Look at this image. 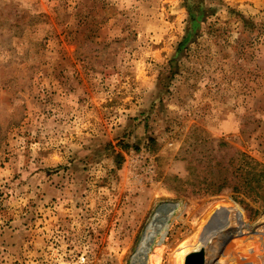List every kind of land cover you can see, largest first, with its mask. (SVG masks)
I'll use <instances>...</instances> for the list:
<instances>
[{
	"label": "rangeland",
	"instance_id": "obj_1",
	"mask_svg": "<svg viewBox=\"0 0 264 264\" xmlns=\"http://www.w3.org/2000/svg\"><path fill=\"white\" fill-rule=\"evenodd\" d=\"M239 152L264 166V0H0V264H141L156 216L144 264H264Z\"/></svg>",
	"mask_w": 264,
	"mask_h": 264
},
{
	"label": "trees",
	"instance_id": "obj_2",
	"mask_svg": "<svg viewBox=\"0 0 264 264\" xmlns=\"http://www.w3.org/2000/svg\"><path fill=\"white\" fill-rule=\"evenodd\" d=\"M184 47H186L185 42L179 45V51ZM234 162L235 182L231 186L233 192L237 195H246V192H249L262 198L264 195V166L244 152L237 153ZM216 169L219 174L215 185H219L218 191L216 192L219 193L228 187V180L225 176L226 169L221 163L216 165Z\"/></svg>",
	"mask_w": 264,
	"mask_h": 264
},
{
	"label": "bare ground",
	"instance_id": "obj_3",
	"mask_svg": "<svg viewBox=\"0 0 264 264\" xmlns=\"http://www.w3.org/2000/svg\"><path fill=\"white\" fill-rule=\"evenodd\" d=\"M226 210L223 209L222 212H225ZM231 214L233 216V210H231ZM173 213V212H171ZM227 214V213H226ZM164 220V222H163ZM167 224H165V217L160 219L159 216H156L154 220L151 222V224L148 227V233L145 235L144 239L142 240L141 243V249L139 251V255H141V264H144L143 262V256L145 255V247L150 245L153 241V238L156 237L157 235H160L161 238H164L166 231H167ZM147 250V248H146Z\"/></svg>",
	"mask_w": 264,
	"mask_h": 264
},
{
	"label": "water",
	"instance_id": "obj_4",
	"mask_svg": "<svg viewBox=\"0 0 264 264\" xmlns=\"http://www.w3.org/2000/svg\"><path fill=\"white\" fill-rule=\"evenodd\" d=\"M149 250H150V247H149L148 251ZM188 264H203V256L201 254H196V255L191 256L188 259Z\"/></svg>",
	"mask_w": 264,
	"mask_h": 264
},
{
	"label": "built area",
	"instance_id": "obj_5",
	"mask_svg": "<svg viewBox=\"0 0 264 264\" xmlns=\"http://www.w3.org/2000/svg\"><path fill=\"white\" fill-rule=\"evenodd\" d=\"M69 264H82L80 262H72V263H69Z\"/></svg>",
	"mask_w": 264,
	"mask_h": 264
}]
</instances>
